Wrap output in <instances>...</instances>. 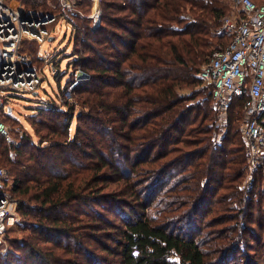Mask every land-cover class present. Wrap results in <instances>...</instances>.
Segmentation results:
<instances>
[{
  "label": "trees",
  "instance_id": "obj_1",
  "mask_svg": "<svg viewBox=\"0 0 264 264\" xmlns=\"http://www.w3.org/2000/svg\"><path fill=\"white\" fill-rule=\"evenodd\" d=\"M77 5L90 12L92 0ZM101 5L97 28L70 15L73 62L89 74L77 101L63 108L55 99L39 108L46 116H32L40 144L27 134L16 148L0 136L23 217L20 236L7 230L15 249L0 264H179L176 254L190 264H264V209L254 213L253 190L240 187L246 97L235 99L216 142L213 85L201 77L231 40L222 29L229 0ZM25 45L43 64L39 43Z\"/></svg>",
  "mask_w": 264,
  "mask_h": 264
},
{
  "label": "built area",
  "instance_id": "obj_2",
  "mask_svg": "<svg viewBox=\"0 0 264 264\" xmlns=\"http://www.w3.org/2000/svg\"><path fill=\"white\" fill-rule=\"evenodd\" d=\"M231 1L236 12L222 19V29L231 40L212 53L202 67L201 77L206 85H213L211 93L221 115L228 113L236 98L246 97L241 135L250 162L259 166L264 165V1ZM17 2L0 0V136L16 148L22 141L11 136L4 120L10 108L5 92H38L46 77L44 68L34 65L33 56L24 51L25 42L52 40L58 23L64 21L71 25L73 36L76 27L70 18L72 13L89 18L93 28L101 25L103 15L101 0H92L89 14L78 7V0H61V12L45 14ZM80 71L76 68L73 79L61 89L62 101L75 102V88L84 75ZM17 154L15 149L13 155ZM8 175L7 168L0 166V245L19 216V201L10 190ZM173 258L179 264H190L177 254Z\"/></svg>",
  "mask_w": 264,
  "mask_h": 264
},
{
  "label": "rangeland",
  "instance_id": "obj_3",
  "mask_svg": "<svg viewBox=\"0 0 264 264\" xmlns=\"http://www.w3.org/2000/svg\"><path fill=\"white\" fill-rule=\"evenodd\" d=\"M17 1L18 2L16 3V5H25L26 9L31 8L37 10L39 11L40 14L42 13L45 14L50 12L59 13L62 10L61 0H38L37 2L39 3L35 7H32L30 4H27L26 0H17ZM229 3L231 5L230 7L231 11L229 14H234L236 12L235 9L233 8L234 5L230 0ZM90 12L86 11L84 13L89 14ZM57 27L58 28L53 34L52 40H46L44 43L38 45V53L40 55V58L43 60V64L38 63L39 66L37 64L34 65L38 67H43L44 68L43 71L46 74V77L44 78L42 83V87L38 90V94H34L33 92H16V91L5 92V94L8 96L9 99V107L11 108V111L6 116L5 121L7 126L9 127L11 136L15 138V140L23 141V136H27V134H33V135L35 134L34 128L30 123L32 116H34L33 118H36V120H40V118L46 116V114L40 115L39 108L47 105L49 101H53L56 99L58 101L56 102L61 107L63 108L66 107L67 102L62 101V98L60 97V91L61 89H64L67 86V83L69 82V77L73 79L72 75L74 74L76 68L80 67L81 70L80 74H84L83 76H81L82 80L80 82L84 81L89 77V74L83 69V66L81 64L78 63L75 64L73 62V60L76 59L77 52L75 50L76 38L72 37L71 39L72 36L71 25H69L66 21H64V22H59ZM29 42H33V41H29ZM44 59H46V61H44ZM53 63H54V68H53ZM204 86L205 85L202 84L199 88ZM183 92H189V89H185ZM77 96L78 95L75 93V102L77 101ZM199 100L200 99H198L197 101ZM197 101L195 100L192 103H196ZM76 105L77 106L75 113H77L80 110V105L78 104ZM213 110L216 116L215 126H217V130L215 131L216 132L215 140L216 142L221 143L222 135L224 134V132H226L225 121L228 113H226L225 115H221L218 109L216 108V106ZM244 120H245V115L241 125L243 124ZM77 124L78 121L75 118L74 121L72 122V127H71L72 134L75 132ZM240 132H241V126H240ZM34 142L35 144H40V139L35 135H34ZM10 154L13 158H16L15 155H13V152ZM248 162H249L248 171L240 187L241 189L249 188L251 191L253 190L252 196L255 202L253 205V210H254L253 212L255 213L260 208L264 209V165L256 166L250 162V159L248 160ZM8 165L9 163L7 161L3 164L2 163L0 164V166L7 168V171H9ZM8 177L10 178L12 185L13 180L11 178L10 171ZM215 207L216 204H214L211 210L214 211ZM213 211H211L210 215L206 217V220H208L212 216ZM22 220L23 217H20V215L15 218L13 224L10 225V228L12 227V230H10L7 234L9 237H18L22 234V232L19 231V226L16 225L17 222H22ZM9 240L10 239L6 238L5 241L0 245V255L8 254L15 249V247L11 245ZM259 247L260 246H257L258 250H264ZM243 259H244L243 255L241 253L236 256L235 262H242Z\"/></svg>",
  "mask_w": 264,
  "mask_h": 264
},
{
  "label": "water",
  "instance_id": "obj_4",
  "mask_svg": "<svg viewBox=\"0 0 264 264\" xmlns=\"http://www.w3.org/2000/svg\"><path fill=\"white\" fill-rule=\"evenodd\" d=\"M52 39V38H51ZM34 94H38V92H35ZM11 111V108H9V112Z\"/></svg>",
  "mask_w": 264,
  "mask_h": 264
}]
</instances>
